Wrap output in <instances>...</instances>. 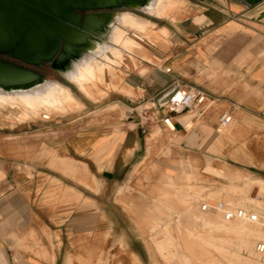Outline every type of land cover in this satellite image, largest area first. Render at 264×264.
<instances>
[{
  "label": "crops",
  "instance_id": "obj_1",
  "mask_svg": "<svg viewBox=\"0 0 264 264\" xmlns=\"http://www.w3.org/2000/svg\"><path fill=\"white\" fill-rule=\"evenodd\" d=\"M174 1L182 5L168 17L126 10L147 21L141 34L165 31L170 43L155 49L139 44L141 54L123 52L121 87L132 95L111 90L93 101L69 81L64 86L82 105L80 112L21 133L14 131L26 124L0 126V264H49L40 257V249L50 254V264H64L63 236L70 231V216L84 218L86 200L97 202L98 210L99 202L119 205L117 200L124 195L147 201L150 192L135 188L138 177L145 184L171 180L181 187L187 175L197 170L207 174L216 163L256 168L264 158L257 148L243 153L232 147L231 130H216L201 121L206 112L199 122L188 116L187 130L178 124L181 129L173 133L164 124L172 117L165 108L179 88L208 96L218 110L207 119L215 121L223 111L242 122L259 120L264 104V0ZM155 33L148 38L158 40ZM150 56L161 65L152 64ZM128 59L139 63L128 64ZM141 108L148 120L143 126L137 112ZM40 183L44 190L37 197ZM38 199L57 200L60 205L55 210L38 209ZM70 201L79 202L71 213ZM97 213L86 214L92 218L93 231L98 229ZM54 234H61V243ZM128 248L132 250V243ZM132 254L143 260L142 253Z\"/></svg>",
  "mask_w": 264,
  "mask_h": 264
},
{
  "label": "rangeland",
  "instance_id": "obj_2",
  "mask_svg": "<svg viewBox=\"0 0 264 264\" xmlns=\"http://www.w3.org/2000/svg\"><path fill=\"white\" fill-rule=\"evenodd\" d=\"M129 4L158 17H168V15H172L174 9L182 5L174 0H136V2L130 0ZM184 10L188 15V8ZM137 18L142 19L130 12L110 14L106 16L103 24L96 31V36L87 39L81 48L79 45L73 47L75 51L79 50V53L60 65V70L56 65L62 52H59L51 63H45L41 67L31 66L28 68L42 77L35 82L17 87L0 86V126L13 129L26 124L14 131L21 133L23 129L32 131L49 126L48 123L56 117H66L68 114L80 112L82 105L65 87L69 81L93 101L104 98L111 90L132 95L130 89L121 87V81L125 78L123 69L121 72L119 71L124 58L123 52L131 53L133 50V52L136 51L141 54L140 45L147 49L149 46L155 49L156 46L170 45L169 35L165 31L157 34L158 30L150 29L145 34H141L139 31L145 29L148 23L144 19L139 20ZM154 32L156 33L153 36L159 37L158 40L152 37L148 38ZM145 38L149 40H145ZM150 58L152 64L161 65L154 57L150 56ZM129 62L139 63L131 61V59H128V64ZM74 90L75 94L81 97L77 88ZM217 110V107L208 102L206 115L204 119H201L207 125L215 127L216 130L220 129L217 126L220 115L227 113L220 111L215 121L207 119ZM261 110L264 111V104L260 108ZM137 112L139 120L141 118L144 120L145 108H141ZM185 113L187 118L189 114L188 112ZM44 115L50 116L51 120H43ZM189 118L191 119V117ZM189 118L182 122L185 130L188 128ZM258 118L259 120L242 122L237 116H233L232 124L226 129H221L223 132L231 130L232 147L243 153H247L252 148H257L264 156L263 114L260 113ZM193 120L199 122L196 118ZM145 123L147 124L146 121ZM221 130L220 133H222ZM226 132L229 133V131ZM261 160L260 164L255 165L256 168L239 167L234 163H216L215 167L218 169L208 167L207 174H205V170H197L191 176L187 175L184 178L185 184L181 187L171 180L170 183L163 185L145 184L144 180L138 177L134 180L135 188L138 191L150 192V198L147 201H138L130 195H124L117 200L119 205H115L112 201L99 202L101 209L98 210L97 202L86 200L83 205L86 209L84 211L85 217L72 218L70 216V231L63 236L66 248L64 264L67 257L72 258L71 264H100V262L101 264H133L135 260L134 264H211L214 261H221L223 264H231L229 263L231 261L236 264H246V262H249L248 264H264V256L259 255L255 250V253L252 254L241 250L242 245L247 241L256 244H258L257 242L264 243V239L259 238L258 233L251 232L258 229L264 232V158ZM139 174L140 171L136 176ZM238 175L241 177H237ZM43 190L44 183L38 184L37 197ZM182 194L184 199H182ZM160 197L167 200L160 199ZM162 203L165 206L170 203V211L166 207L162 210L164 220L168 219L169 221L167 225L157 224L156 217L152 214L154 206ZM185 203L189 205L186 206ZM59 205L60 202L57 200L38 199L36 202L38 209L47 207L55 210ZM69 205L71 213L74 211L73 209L78 207L79 202L70 201ZM205 205H209L211 209L215 208L217 211H203ZM243 205L247 208H244ZM237 208L254 212L260 217V221L257 223H251L247 220L227 221L224 212L233 211ZM93 213L99 214L94 218L96 222L98 220L97 231H93L94 224L90 221L92 218L90 219L86 215L91 214L90 216H92ZM194 215L199 218L197 221L200 223H193L192 216ZM203 221L217 222L213 227L208 228L218 229L213 236V238L215 237L214 240L217 241L213 244L216 248H221L226 252L225 257L219 256L211 249L208 242L204 244L203 242H195L191 238L188 239L187 232L191 229L204 232V234L207 233L208 230L205 229L207 226L202 224ZM165 222L162 223L165 224ZM114 223L118 225L117 229L113 228ZM226 223H231L230 228L226 227ZM179 231L184 235L179 237L181 235ZM185 235L188 238L184 237ZM54 236L61 243V234H54ZM97 236H101L99 243L94 241ZM185 238L186 240H183ZM93 241L95 244L97 243L98 247ZM130 243H132V250L128 248ZM53 249L56 250L54 247ZM38 251L40 257L50 264V254L44 249ZM132 251L142 253L143 260L132 254ZM99 256L103 258H99ZM112 259L114 260L112 261ZM137 261L138 263H136Z\"/></svg>",
  "mask_w": 264,
  "mask_h": 264
},
{
  "label": "water",
  "instance_id": "obj_3",
  "mask_svg": "<svg viewBox=\"0 0 264 264\" xmlns=\"http://www.w3.org/2000/svg\"><path fill=\"white\" fill-rule=\"evenodd\" d=\"M129 1L0 0V54L10 53L14 60L41 67L53 62L62 52L56 65L59 69L79 53L74 46L81 48L87 39L96 36L106 16L126 10L140 11ZM263 18L264 14L261 15ZM39 78L42 77L29 69L0 59L2 87L23 86ZM176 129L181 128L176 125Z\"/></svg>",
  "mask_w": 264,
  "mask_h": 264
},
{
  "label": "built area",
  "instance_id": "obj_4",
  "mask_svg": "<svg viewBox=\"0 0 264 264\" xmlns=\"http://www.w3.org/2000/svg\"><path fill=\"white\" fill-rule=\"evenodd\" d=\"M169 72L170 70H167V73ZM208 102V96L202 91L179 88L172 93L165 109H167L169 114L179 115V113H184L186 111H194L198 112V115H203L208 109ZM262 114L264 117V111L262 112ZM174 118V116L168 117L164 121L166 128L173 133L177 132L175 128L176 123L173 120ZM44 120L50 121L48 118H45ZM145 121L148 122L147 119L142 120L141 118V120H139L140 125H145ZM172 122H174L175 127L172 126ZM232 122L233 115L229 112L224 113L219 119V128L226 129L232 124ZM209 210L217 211L215 208L211 209L209 205H205L203 207V211ZM224 214L227 221L247 220L251 223H257L260 221V217L257 214H255L254 212H248L243 208H237L233 211H226L224 212ZM256 252L259 255L264 256V243L257 244Z\"/></svg>",
  "mask_w": 264,
  "mask_h": 264
},
{
  "label": "bare ground",
  "instance_id": "obj_5",
  "mask_svg": "<svg viewBox=\"0 0 264 264\" xmlns=\"http://www.w3.org/2000/svg\"><path fill=\"white\" fill-rule=\"evenodd\" d=\"M186 112H188V111H186ZM188 114H189V117H191V119L193 120L194 118H195V115L193 114V112H188ZM186 113L184 112V113H179V115H176L175 114V118L173 119L174 120V122L178 125V124H180L181 126H182V122L184 121V120H186ZM45 118H48L49 120H51V118H50V116H47V115H44L43 116V120L45 119ZM196 118H197V120H199L200 118H201V116L200 115H197L196 116ZM194 121V120H193ZM174 122H172V126L173 127H175V125H174ZM183 127V126H182ZM176 128V127H175ZM184 129H185V127H183ZM177 130V129H176ZM183 167V166H182ZM186 168H187V165H186ZM181 169H183V168H181ZM181 171H185V170H181ZM169 172V171H168ZM167 172V173H168ZM162 174H164V173H162ZM169 174V173H168ZM184 175V174H183ZM165 176V175H164ZM185 176V175H184ZM169 177V176H168ZM237 177H241L240 175H238ZM181 180V179H180ZM187 180V179H186ZM144 182V181H143ZM139 183V182H138ZM150 185H152V184H150ZM137 186V185H136ZM151 187V186H150ZM155 187V186H154ZM189 187V186H188ZM139 188H140V186H139ZM141 189V188H140ZM70 190V189H69ZM68 190V191H69ZM150 190H151V188H150ZM153 190V189H152ZM71 191V190H70ZM154 191H156V190H154ZM158 192H159V190H158ZM160 192H162V191H160ZM70 193V192H69ZM149 193V192H148ZM186 192H184V194H185ZM150 195V194H149ZM186 195V194H185ZM186 196H188V195H186ZM185 196V197H186ZM182 197H183V194H182ZM189 197H190V195H189ZM188 197V198H189ZM161 198H163V197H160V199ZM167 198H168V196H167ZM187 198V197H186ZM164 199V198H163ZM166 199V198H165ZM164 199V200H165ZM182 199H184V197L182 198ZM167 200V199H166ZM182 202V201H181ZM184 202H186V201H184ZM170 204V203H169ZM168 204V206H165V204L164 203H162V204H157V205H155V207H154V209H153V215L156 217V221H157V224H162V225H167L168 224V219L166 220V222H165V220H164V218H163V208L164 207H166L169 211H170V209L171 208H169L170 207V205ZM183 204V203H182ZM186 204V203H185ZM187 205H189V204H186V206ZM133 206V205H132ZM131 206V207H132ZM243 207L244 208H247L245 205H243ZM176 208V207H175ZM179 208V207H178ZM134 209V208H133ZM187 210V209H186ZM189 210V209H188ZM140 211V210H139ZM179 211V210H178ZM185 211V210H184ZM134 212V211H133ZM171 212H172V210H171ZM175 212H176V210H175ZM173 213H174V211H173ZM173 213H172V215H173ZM147 214V213H146ZM185 214V213H184ZM97 215V214H96ZM177 216H179V215H177ZM180 216H181V214H180ZM185 216V215H184ZM183 216V217H184ZM94 218H96V216L94 217ZM135 218H136V216H135ZM134 218V219H135ZM189 218H190V216H189ZM191 219V218H190ZM192 219H193V223L194 224H197V223H200L199 221H197L199 218H197L195 215L194 216H192ZM136 220V219H135ZM136 222V221H135ZM162 222H165V224H163ZM137 223V222H136ZM152 223V222H151ZM202 224L206 227L205 229L206 230H208L207 231V233L206 234H204V232L203 233H201V232H199V231H196V230H194L193 231V229H191V230H189L188 232H187V236L189 237H187L186 235L184 236V237H187L188 239H194L195 240V242L197 241V242H199V243H206V242H208V246L211 248V249H213L216 253H218V255L220 256H224L225 257V254H226V252L225 251H223V250H221V248H216L215 247V245L213 244V242H215V241H217V240H214V238H213V236H215L214 234H216V232H217V230L218 229H215V230H213V229H210V228H208V227H210V226H214L215 224H217V222H211V221H203L202 222ZM141 225V224H140ZM193 225V224H192ZM229 225H231V223H226V227L227 228H230L229 227ZM142 226V225H141ZM160 226V225H159ZM180 226V225H179ZM144 227V226H143ZM182 227H184V226H182ZM189 227V226H188ZM191 227V226H190ZM5 228V227H4ZM139 228V227H138ZM180 228H181V226H180ZM180 228H178V229H180ZM187 228V227H186ZM192 228V227H191ZM188 229V228H187ZM204 229V230H205ZM141 230V229H140ZM184 230V229H183ZM203 230V231H204ZM157 231V230H156ZM180 232V234H181V231H179ZM184 232H185V230H184ZM184 232H182V233H184ZM211 232H212V234H211ZM251 232H254V234L255 233H258L259 234V238H261V239H264V232H262V230H260V229H258V230H254V231H251ZM109 234H110V232H109ZM171 234H172V231H171ZM186 234V233H185ZM221 234V233H220ZM182 235H184V234H181V235H179V237L180 236H182ZM219 235V234H218ZM103 236V235H102ZM105 236V235H104ZM183 238V237H182ZM100 239H101V236H97V239H95L94 241H96V242H98L99 243V241H100ZM187 239V240H188ZM103 240V239H102ZM183 240H186V238L185 239H183ZM94 241H93V243H94ZM106 241V240H105ZM192 242H193V240H191ZM189 242V241H188ZM191 242V243H192ZM212 242V243H211ZM252 242V241H251ZM251 242H245L244 243V245H242V247H241V250L242 251H247L248 253H250V254H252V253H255L254 252V250L256 251V247H257V244L256 243H251ZM100 243H102V242H100ZM183 243V242H182ZM186 243V242H185ZM217 243V242H216ZM258 244H259V242H257ZM95 244V243H94ZM97 244V243H96ZM95 244V245H96ZM188 244H190V243H188ZM193 244V243H192ZM84 245H85V243H84ZM194 245V244H193ZM87 246V245H86ZM97 246V245H96ZM123 246V245H122ZM186 246V245H185ZM192 246V245H191ZM204 247H206L205 245H203ZM98 247V246H97ZM120 248V247H119ZM185 248V247H184ZM197 248V247H196ZM88 249V248H87ZM93 249V248H92ZM99 249V248H98ZM103 249H105L104 247H103ZM189 249V248H188ZM85 250V249H84ZM102 250V249H101ZM120 250H121V248H120ZM204 250V249H203ZM240 250V251H241ZM191 251H192V249H191ZM190 251V252H191ZM100 252V251H99ZM189 252V251H188ZM103 254V253H102ZM120 254V253H119ZM196 254V253H195ZM55 255V254H54ZM121 255V254H120ZM254 255V254H253ZM1 256V255H0ZM53 256V255H52ZM2 257V256H1ZM100 257H102V256H99V258ZM103 258V257H102ZM134 258H135V256H134ZM133 258V259H134ZM196 258V257H195ZM198 258V257H197ZM196 258V259H197ZM152 259V258H151ZM0 260H2L1 258H0ZM51 260H53V259H51ZM81 260V259H80ZM104 260V259H103ZM103 260H100V261H103ZM114 259H112V261H113ZM248 260V259H247ZM71 261H73L72 260V258L71 257H67L66 258V260H65V264H71ZM83 261V260H82ZM111 261V262H112ZM136 261V260H135ZM135 261L133 262V264L135 263ZM139 261V260H138ZM138 261L136 262V263H138ZM99 262V261H98ZM118 262V261H117ZM53 263V262H52ZM119 263H120V261H119ZM123 263V262H122ZM229 263H231V264H236V263H234L233 261H231V262H229ZM249 263V262H248ZM247 262H246V264H248ZM83 264V263H82ZM97 264V263H96ZM99 264V263H98ZM100 264H101V262H100ZM116 264V263H115ZM139 264V263H138ZM211 264H223V262H221V261H214V262H211Z\"/></svg>",
  "mask_w": 264,
  "mask_h": 264
},
{
  "label": "flooded vegetation",
  "instance_id": "obj_6",
  "mask_svg": "<svg viewBox=\"0 0 264 264\" xmlns=\"http://www.w3.org/2000/svg\"><path fill=\"white\" fill-rule=\"evenodd\" d=\"M0 59L2 61H5L6 63H10V64H13V65H17V66H20V67H23V68H26V69H28L29 67H31V66H29V65H27V64H25V63H23L21 61L14 60L11 57L10 53L0 54Z\"/></svg>",
  "mask_w": 264,
  "mask_h": 264
}]
</instances>
